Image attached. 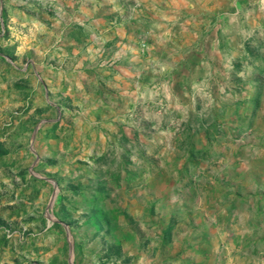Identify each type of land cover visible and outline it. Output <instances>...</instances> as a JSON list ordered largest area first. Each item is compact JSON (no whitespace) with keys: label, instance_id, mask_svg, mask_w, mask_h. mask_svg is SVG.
Wrapping results in <instances>:
<instances>
[{"label":"rangeland","instance_id":"1","mask_svg":"<svg viewBox=\"0 0 264 264\" xmlns=\"http://www.w3.org/2000/svg\"><path fill=\"white\" fill-rule=\"evenodd\" d=\"M24 1L0 0V11H64ZM136 4L132 15L144 10L164 24L142 34L123 65L116 52L114 75L104 74L112 63L85 70L84 93L54 98L68 109L61 120L50 111L58 125L32 149L50 159L45 170L58 186L42 193L29 179L20 194L3 189L0 227L14 234L0 228V245L46 264H264V83L256 81L264 0ZM191 44L203 45L210 64L190 66L188 81L174 83L182 72H171L173 58ZM190 139L207 154L185 166ZM121 155L138 164L149 157L153 168L117 187L108 170Z\"/></svg>","mask_w":264,"mask_h":264},{"label":"crops","instance_id":"2","mask_svg":"<svg viewBox=\"0 0 264 264\" xmlns=\"http://www.w3.org/2000/svg\"><path fill=\"white\" fill-rule=\"evenodd\" d=\"M86 1L51 0L53 9L59 4L64 6L61 7L64 11L61 10L58 16L51 8L50 12H32L28 7H8L4 17L6 26L3 11H0V194L3 189H10L13 185L16 189H12V192L20 194L29 179L42 185V189L40 186L38 189L42 193L58 186L45 170L50 159L32 149L34 145H40L43 131L51 126L53 129V125L58 123L49 117L50 111L53 109L60 113L58 118L61 120L60 115L68 109L63 102L53 101L54 98L64 100L84 93L85 70L98 72L99 66L103 68V65L112 63L113 67L107 68L110 70L104 71V74L108 73L106 78L109 74L114 75V67L118 69L117 65L125 63L130 50L136 49L135 44L140 43L142 34L155 33L156 28L164 24L161 19L154 24L149 12L144 10L139 15L130 12L132 3H146L145 6L150 8L156 7L162 0ZM237 3H241V0H237ZM94 44H98L97 49L93 47ZM193 44L182 50L185 55L173 58L171 72H182L180 80L174 74V83L188 81L192 75L190 66L196 68L210 64L203 45H198L194 50ZM84 52L95 53L82 60ZM116 52L122 56V59H117V65L114 62ZM174 65H177L176 69ZM121 71L125 73L124 68ZM14 146L20 151L17 155L12 148ZM53 197H50V204ZM43 222L46 223L45 218ZM54 224L60 226L68 236L67 227L62 221L57 219ZM47 226L52 228L49 224ZM6 250L0 245V264H46L34 257L24 261V255L28 258L27 251L8 253ZM4 255H8L10 260L3 259Z\"/></svg>","mask_w":264,"mask_h":264},{"label":"trees","instance_id":"3","mask_svg":"<svg viewBox=\"0 0 264 264\" xmlns=\"http://www.w3.org/2000/svg\"><path fill=\"white\" fill-rule=\"evenodd\" d=\"M4 17L5 10L3 9V18ZM4 26H6L5 18ZM258 69L262 76L257 77L256 81L259 82L260 85H262L264 83V60L263 63L258 66ZM57 125L58 124L55 123L53 125V129L56 128ZM207 134H209V132ZM133 145L131 146V149L135 147L139 152H141V148L138 144L133 143ZM203 154H207V151L205 148L201 147L200 142L197 143L196 141H193V139H190L189 147L186 151L187 159L185 166H189L197 157L203 158ZM142 159L143 161L138 164L137 162H134L130 159H126L124 156L121 155L118 159L119 163L117 169L115 171H112L111 169L108 170L110 180L114 182L117 187L126 185V187L131 188L135 186L136 184H138V181L143 177V171H149L153 168L152 166H146V163H152L151 158L142 156Z\"/></svg>","mask_w":264,"mask_h":264},{"label":"built area","instance_id":"4","mask_svg":"<svg viewBox=\"0 0 264 264\" xmlns=\"http://www.w3.org/2000/svg\"><path fill=\"white\" fill-rule=\"evenodd\" d=\"M0 228H3V231L5 232L7 237H12V235L14 234V232L11 231L9 227H0Z\"/></svg>","mask_w":264,"mask_h":264}]
</instances>
